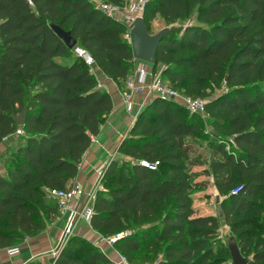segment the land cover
Here are the masks:
<instances>
[{
  "label": "trees",
  "instance_id": "1",
  "mask_svg": "<svg viewBox=\"0 0 264 264\" xmlns=\"http://www.w3.org/2000/svg\"><path fill=\"white\" fill-rule=\"evenodd\" d=\"M157 16L169 31L153 71L162 65L174 90L206 100L204 111L192 113L161 97L140 110L118 148L130 160L105 167L113 186L96 192L90 227L103 238L129 231L114 245L131 264H232L218 234L223 221L248 264H264V204L258 200L264 194V0H147L143 19L150 34ZM192 17L193 23L179 24ZM53 26L69 31L120 90L135 66L125 24L89 0H0V143L23 131L2 157L0 248L35 237L59 215L52 191L76 178L113 109L90 66ZM23 111L18 126L13 118ZM201 140L212 148L210 161L188 158ZM195 165H208L224 196L223 219L198 215L192 205V191L202 187L188 171ZM252 210L262 216L256 237L241 230L248 223L238 218ZM24 264L113 260L73 234L46 263Z\"/></svg>",
  "mask_w": 264,
  "mask_h": 264
},
{
  "label": "crops",
  "instance_id": "2",
  "mask_svg": "<svg viewBox=\"0 0 264 264\" xmlns=\"http://www.w3.org/2000/svg\"><path fill=\"white\" fill-rule=\"evenodd\" d=\"M152 26L154 33L166 27L159 16L153 20ZM134 62L133 73L126 81L133 80L138 60L134 59ZM162 68V65H158L156 70L159 71ZM90 69L97 80L98 87L110 94L113 101V109L102 124L99 134L93 139L92 144L82 157L78 174L70 184V186L73 184L80 186L83 192L82 197L87 193H92L93 189H100L98 187L101 186L103 181L102 174L105 171L103 168L108 163L110 164L112 161L120 159L130 160L128 155L118 151L121 141L129 132L132 117V110L128 111L126 108L124 90H120L116 82L107 77L95 63L90 66ZM150 70L152 71L153 68L151 67ZM149 78L148 75L144 83L136 84L137 87L130 92L132 109L136 110L140 108L147 101L145 99V89ZM21 133H23L22 128H19L14 134L7 136L4 141L7 144L13 143ZM3 142L0 143V154L5 150V144ZM87 209L84 206V217ZM67 225V215H62L59 212V215L50 222L45 230L35 237L27 238L16 243L14 246L18 247L17 252L10 254L7 251V247L0 248V264H24L30 260H39L42 262L48 260L56 253L60 236ZM74 232L75 235H79L86 240H105L90 227L89 220H85L82 217L75 219ZM108 247L107 245L103 251L113 260L107 252Z\"/></svg>",
  "mask_w": 264,
  "mask_h": 264
},
{
  "label": "built area",
  "instance_id": "3",
  "mask_svg": "<svg viewBox=\"0 0 264 264\" xmlns=\"http://www.w3.org/2000/svg\"><path fill=\"white\" fill-rule=\"evenodd\" d=\"M95 8L100 10L104 15L111 17L115 20H118L125 24L129 33L131 36V28L133 26V22L135 18L138 16H143L144 7L147 0H129L128 2H125V5L123 7H118L116 5L110 4L105 0H89ZM131 40V37H130ZM76 55L83 58V60L86 62L87 65L92 66L94 61L89 56V54L81 49L80 47L75 46L73 48ZM150 67H145L144 62L138 61V65L135 69V74L133 77V80L126 81V85L124 88V97H125V104L128 111L132 110V117H131V125L135 122L138 113L139 108L136 110L132 109V103L130 102V92H132L137 86L136 84H142L145 82V78L149 75V82L146 85L145 89V99L151 100L155 97H161L168 100H173L176 102L181 103L185 108L192 113H203L204 111V105L206 100L201 98H187L181 95L179 92L174 90L162 77V70H150ZM141 106V105H140ZM130 125V126H131ZM141 165L146 166L148 168L153 169L154 166L150 165L144 161L140 162ZM102 173V172H101ZM237 189L233 191L234 194L237 193ZM82 189H80V186L78 184H73L69 186L66 189L62 190H54L52 191V196L57 200L59 212L63 215H67V227L62 232L60 236V240H63L66 233L68 232V228L71 225V223H74L77 216H80L84 218L85 220H90L91 214H92V207H86L84 205V202H81L82 197ZM88 199L95 198L94 193H87L85 194ZM86 207V215L83 216L84 212V206ZM130 235L129 231H123L118 234H115L113 236H110L106 239L108 243H114L116 240H119L123 237H126ZM105 239V238H104ZM59 240V241H60ZM8 253L12 254L18 251V247L16 246H10L7 247ZM57 252V251H56ZM56 254V253H55ZM54 254V255H55ZM113 264H131V262L126 258L124 254H119L117 259L113 260ZM144 264H158L157 261L153 262H146Z\"/></svg>",
  "mask_w": 264,
  "mask_h": 264
},
{
  "label": "rangeland",
  "instance_id": "4",
  "mask_svg": "<svg viewBox=\"0 0 264 264\" xmlns=\"http://www.w3.org/2000/svg\"><path fill=\"white\" fill-rule=\"evenodd\" d=\"M126 1L128 2L129 0H125V2ZM193 22H194V17H192L190 20H185L184 22H180L179 24H189V23H193ZM150 31L153 34H155L154 31H153L152 24H151V30ZM126 35L128 36V31L126 32ZM130 37L131 36H130V33H129V37H126L129 42H130ZM144 65H145V67H150V68L152 67V65L150 63H147V62H144ZM219 91H220L219 89H215L214 90V94L219 93ZM149 101L150 100H147L139 108V112H140L141 109H143L147 105V103ZM206 130L207 131H211L212 128L211 127H207ZM21 135H23V133H21ZM226 138L228 140L230 139L229 137H226ZM15 142L7 144L4 141L3 143L5 144L4 145L5 146V150L7 148H9V147L10 148L13 147ZM5 150L3 152H5ZM3 152L0 154V170L2 172L4 171V162L2 160V157L4 156ZM188 158H191L192 160H206V161H210L213 158V156H212V148L207 144L206 140H201L199 143L196 142L195 143V150L188 153ZM120 160H122V159H120ZM108 165H109V163H108ZM105 167L103 169H105ZM188 171L192 172L194 174V178L192 179V182H196V183H198L199 185L202 186V187H200L198 189L193 190L192 193H191L192 194V205L197 208V210H198L197 214L198 215H213V216H216L217 206H218V204L221 203V201L224 198V196L222 194H220L218 192V190L216 189L208 165H205V166H201V165L191 166L188 169ZM105 172L106 171H104V173L102 174V176H103L102 180L103 181L101 183V186L98 187L100 189H97V190L93 189L94 195L96 194V192L102 191L101 189L110 188V187L113 186L112 185V181L105 174ZM88 198L89 197L84 195L83 198H81V202L82 203L84 202V205H86L87 208L88 207L91 208L92 203H93V199H88ZM258 200H259L260 204H264V203H262V202H264V194L259 196ZM244 214L243 213L239 214L238 218H242L243 217L247 221L248 224L246 225L245 228H242L241 230L247 229V230H249V233L252 235V237L258 236L260 233L257 230V226L255 225V223L262 220L261 214H259L255 210L246 212ZM79 217L80 216H77L76 219L79 218ZM73 234H75V232H74V223H71V225L68 228V232L66 233L64 239L59 241L57 249L61 245H64ZM218 234H219L220 240H222V244H224L225 247H227V249L229 250V248H228L229 247V238H233L234 240H236V238L234 236L235 234L231 231L230 224L221 221ZM106 239L107 238H105V240H89V241H91L92 243H94L95 245L100 247L102 250L105 249L106 246L108 245L109 247L107 249V252L111 255L113 260H115V259H117L119 254H123V253H121L115 247L114 243L110 244V243H108L106 241ZM140 251H142V250L140 249ZM248 256L249 255L247 254V256H245V257L248 258ZM46 262H47V260H45L43 263H46ZM231 263H232V260H231Z\"/></svg>",
  "mask_w": 264,
  "mask_h": 264
},
{
  "label": "water",
  "instance_id": "5",
  "mask_svg": "<svg viewBox=\"0 0 264 264\" xmlns=\"http://www.w3.org/2000/svg\"><path fill=\"white\" fill-rule=\"evenodd\" d=\"M54 32L57 36L63 40L66 46L70 49L76 46V41L71 36L69 31H65L58 26H53ZM168 27H165L155 34H150L144 23L143 16H138L133 22L131 28V46L133 58L138 61L147 62L152 65V68L156 65V53L158 47L163 40V37L168 33ZM25 111L19 115L14 116L13 120L18 126H22L25 122ZM216 216L219 219L224 218V214L221 209V205L217 206ZM229 254L232 260V264H248L249 258L245 257L240 248L233 238H229Z\"/></svg>",
  "mask_w": 264,
  "mask_h": 264
}]
</instances>
